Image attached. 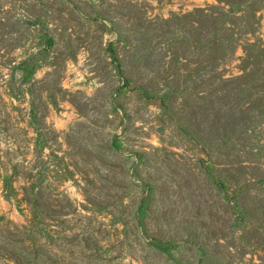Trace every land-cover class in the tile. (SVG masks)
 <instances>
[{
    "label": "rangeland",
    "instance_id": "1",
    "mask_svg": "<svg viewBox=\"0 0 264 264\" xmlns=\"http://www.w3.org/2000/svg\"><path fill=\"white\" fill-rule=\"evenodd\" d=\"M0 264H264V0H0Z\"/></svg>",
    "mask_w": 264,
    "mask_h": 264
},
{
    "label": "trees",
    "instance_id": "2",
    "mask_svg": "<svg viewBox=\"0 0 264 264\" xmlns=\"http://www.w3.org/2000/svg\"><path fill=\"white\" fill-rule=\"evenodd\" d=\"M243 119H244V116H243Z\"/></svg>",
    "mask_w": 264,
    "mask_h": 264
}]
</instances>
